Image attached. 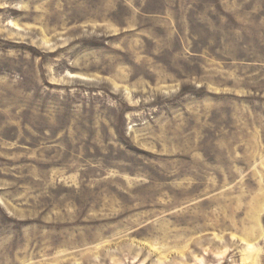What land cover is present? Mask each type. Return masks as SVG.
I'll return each instance as SVG.
<instances>
[{
  "label": "rangeland",
  "instance_id": "rangeland-1",
  "mask_svg": "<svg viewBox=\"0 0 264 264\" xmlns=\"http://www.w3.org/2000/svg\"><path fill=\"white\" fill-rule=\"evenodd\" d=\"M0 264H264V0H0Z\"/></svg>",
  "mask_w": 264,
  "mask_h": 264
},
{
  "label": "bare ground",
  "instance_id": "bare-ground-1",
  "mask_svg": "<svg viewBox=\"0 0 264 264\" xmlns=\"http://www.w3.org/2000/svg\"><path fill=\"white\" fill-rule=\"evenodd\" d=\"M249 253V252H248Z\"/></svg>",
  "mask_w": 264,
  "mask_h": 264
}]
</instances>
